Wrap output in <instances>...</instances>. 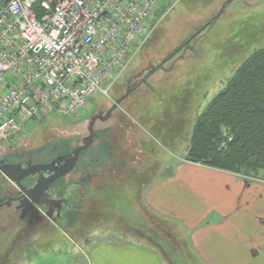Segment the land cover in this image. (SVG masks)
<instances>
[{"label":"rangeland","instance_id":"rangeland-1","mask_svg":"<svg viewBox=\"0 0 264 264\" xmlns=\"http://www.w3.org/2000/svg\"><path fill=\"white\" fill-rule=\"evenodd\" d=\"M159 18L155 34L109 97H96L71 120L31 121L0 144V159L47 162L56 156L73 157L90 137L92 119L105 117L131 91L109 121L93 125L95 138L80 155V171L53 186L72 206L57 226L45 216V207L40 212L25 198L11 204L21 192L0 174V264H85L89 246L116 239L156 247L169 264H197L188 248V232L174 220L142 216L145 229L137 235L123 228L128 227L129 214L140 215L138 207L132 208L144 195L142 184L155 182L156 172L165 174L162 167L167 162L187 159L184 151L191 146L198 117L242 61L264 47V0H162ZM159 121L163 124L157 126ZM97 158L102 164L108 159L116 163L106 165V178L75 188L76 180L89 170L92 176L99 173L90 165ZM135 161L142 168L134 167ZM40 177L23 186L34 187Z\"/></svg>","mask_w":264,"mask_h":264},{"label":"built area","instance_id":"built-area-1","mask_svg":"<svg viewBox=\"0 0 264 264\" xmlns=\"http://www.w3.org/2000/svg\"><path fill=\"white\" fill-rule=\"evenodd\" d=\"M161 1L0 0V144L109 97L155 34Z\"/></svg>","mask_w":264,"mask_h":264},{"label":"crops","instance_id":"crops-1","mask_svg":"<svg viewBox=\"0 0 264 264\" xmlns=\"http://www.w3.org/2000/svg\"><path fill=\"white\" fill-rule=\"evenodd\" d=\"M154 114L162 115L160 112ZM161 124L159 121L157 126ZM186 151L184 153L187 154ZM139 153L142 154L141 151ZM113 155L114 152L110 158H114ZM98 160H90V165L96 166L99 173L92 176L89 170L83 183L86 188L94 178H106L110 173L105 171L106 165L113 167L116 163L114 159H108L105 164ZM137 163L134 162V167L142 168ZM167 165L162 167L165 174L156 172L155 182L150 179L142 184L144 195L135 201L132 208L138 207L140 215L129 214V220H126L128 227L123 228L124 232L137 235V230L145 229L142 216L167 218L178 222L188 232V248L197 264H264V184L183 159L169 161ZM156 167L153 170L156 171ZM120 223L125 225L121 220ZM160 252L156 247L145 244L117 239L99 241L88 247L83 263L169 264Z\"/></svg>","mask_w":264,"mask_h":264},{"label":"trees","instance_id":"trees-1","mask_svg":"<svg viewBox=\"0 0 264 264\" xmlns=\"http://www.w3.org/2000/svg\"><path fill=\"white\" fill-rule=\"evenodd\" d=\"M228 137L232 142L220 149ZM191 140L187 161L244 179H264V47L238 66L198 118Z\"/></svg>","mask_w":264,"mask_h":264},{"label":"water","instance_id":"water-1","mask_svg":"<svg viewBox=\"0 0 264 264\" xmlns=\"http://www.w3.org/2000/svg\"><path fill=\"white\" fill-rule=\"evenodd\" d=\"M129 94L130 91H128L124 97L119 99L112 106L109 113L105 117L96 116L92 119L89 126L90 137L85 140L84 146L77 150L71 161L67 164H64L63 166H59V164L55 165L54 163L36 164L29 165L27 167H23L22 165H6L0 166V174H3L12 184L15 185V187L20 190L26 198V202L28 204L48 208L49 210L46 214L47 217L53 221H57L62 211V205H67V201L66 199L57 198L55 191L52 190V186L59 180L75 172L80 155L90 148L95 138V132L93 129L95 122L98 120L101 122L107 121L111 117V114L118 109L120 103L123 102ZM50 173L52 174L46 176ZM36 175H41V177L37 180L35 186L30 189H26L23 186V182ZM86 179L87 178L85 177L83 178V183Z\"/></svg>","mask_w":264,"mask_h":264},{"label":"flooded vegetation","instance_id":"flooded-vegetation-1","mask_svg":"<svg viewBox=\"0 0 264 264\" xmlns=\"http://www.w3.org/2000/svg\"><path fill=\"white\" fill-rule=\"evenodd\" d=\"M73 157H61V156H56V157H54V158H51L49 161H45V162H38V161H35V160H33V159H31V158H28V159H25V160H21V159H19V160H17V159H12V158H10V157H5V158H1L0 159V166H6V165H22L23 167H27V166H29V165H36V164H50V163H54L55 165H58L59 164V166H63L64 164H67L68 162H70L71 161V159H72ZM64 162H63V161ZM60 161H62V163L60 162ZM79 162H80V159H79V161H78V164H77V166H76V170H75V172L74 173H72V174H75V173H77V172H79L80 171V169H79ZM52 173H50V174H48V175H46V176H49V175H51ZM71 175V174H70ZM87 178V176H81V177H79V179H78V181L76 180V182L73 184V186L75 187V188H79V187H81V186H83V178ZM64 179V178H63ZM63 179H61V180H63ZM87 180V179H86ZM58 183V182H57ZM57 183H55L54 185H56ZM53 185V186H54ZM53 186H52V190L53 191H55V194L57 195V198H59V199H66V198H64V197H61V195H59V193H57L56 192V190H54V188H53ZM25 197L23 196V194L21 193L19 196H17V198L16 199H13L12 200V202H11V204L12 203H14V202H16V201H19V199H24ZM26 199V198H25ZM66 201H67V205H62V211H61V214H60V217L57 219V221H53L52 219H50L49 217H47V212H48V210L46 211V213H44L45 214V216L49 219V220H51V221H53V223L57 226L58 225V223L63 219V217H64V210L65 209H67V210H69V209H71V202H69V200L68 199H66ZM11 204H8L9 206L11 205ZM26 204H28L27 202H26ZM82 206V205H81ZM35 208V207H34ZM39 209V211L40 212H43L41 209L42 208H38Z\"/></svg>","mask_w":264,"mask_h":264}]
</instances>
